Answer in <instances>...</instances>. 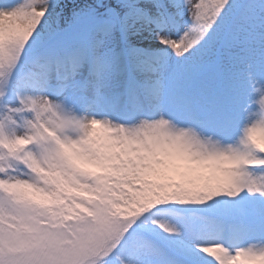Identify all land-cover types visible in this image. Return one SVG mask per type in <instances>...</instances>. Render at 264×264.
<instances>
[{"label": "snow or ice", "instance_id": "6c2138e0", "mask_svg": "<svg viewBox=\"0 0 264 264\" xmlns=\"http://www.w3.org/2000/svg\"><path fill=\"white\" fill-rule=\"evenodd\" d=\"M0 264H264V0H0Z\"/></svg>", "mask_w": 264, "mask_h": 264}]
</instances>
